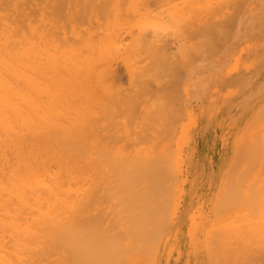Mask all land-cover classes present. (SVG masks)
Masks as SVG:
<instances>
[{"label":"bare ground","instance_id":"obj_1","mask_svg":"<svg viewBox=\"0 0 264 264\" xmlns=\"http://www.w3.org/2000/svg\"><path fill=\"white\" fill-rule=\"evenodd\" d=\"M92 1L0 0V264H44L45 259L51 264H124L123 248L130 242L141 239V233L159 238L170 226L169 185L184 154L187 173L200 174L208 192L220 195V206L234 210L236 227L224 240L234 237L235 263L264 264V90L245 106L237 102L235 119L229 99L221 107L201 109L190 124L180 125L179 134L171 126L147 136L152 146L125 156L122 147H109L102 133L108 88L100 65H106V54L95 57L94 52L104 46L106 34L85 36L80 30L85 25L75 19ZM105 1L99 0L100 10ZM250 1L228 3L240 8ZM218 2L224 6L227 1ZM140 3L145 20L151 8V15H158L165 1ZM218 5V12L229 7ZM192 8L206 17L211 11ZM37 10L39 22L31 19ZM63 14L69 18L63 20ZM119 91L113 94L119 97ZM205 147L211 149L205 159L209 165L200 169ZM183 216L177 218L179 227ZM221 245L184 246L187 263L221 261ZM66 247L69 253L60 252Z\"/></svg>","mask_w":264,"mask_h":264},{"label":"rangeland","instance_id":"obj_2","mask_svg":"<svg viewBox=\"0 0 264 264\" xmlns=\"http://www.w3.org/2000/svg\"><path fill=\"white\" fill-rule=\"evenodd\" d=\"M140 1L106 0V8L100 10L99 0H93L92 6L75 14V19L85 25L80 29L85 36L96 32L106 34L104 46L95 48L94 52L95 57L100 52L106 54V65H100L105 66V85L108 88L107 119L102 133L108 138H105V143L109 147H122L125 156L152 146L147 136L165 133L171 126L179 134L184 123L190 124L193 118L199 117L201 109L207 112L215 106H223V102L229 99L232 103L228 109L235 119L237 114L234 117L233 111L237 104L245 106L247 100L254 101L253 94L257 96L264 90V0H251L253 2L249 4L243 2L240 8L235 0L231 1L237 6H232L229 0L224 6L225 2H218L222 0H214L212 5L209 2L213 0H196L195 3L194 0H164L161 12L152 16L151 8L145 20L140 17ZM215 2L230 8L222 10L218 5L221 9L218 12ZM213 4L216 12L209 9ZM190 6L211 10L210 13L216 16L211 17L208 13L206 17L196 11L197 8H192V12ZM28 9L32 14V5ZM194 11L195 17L191 16ZM226 13L229 15L223 18ZM39 18V10L31 15L36 22ZM62 18L67 20L69 15L63 14ZM224 20L227 21L224 23ZM201 65L207 67L198 69ZM120 88L122 100L116 101L119 97L113 93ZM227 111H223V115ZM215 127L216 123L205 145L209 143ZM210 150L204 148L200 169L209 165L205 159ZM187 158L185 154L180 157V167H176L177 173L170 181L173 191L170 226L158 234L159 238L154 237L157 234L148 233H141L142 238L138 241L130 242L126 238L131 244L123 248L126 252L124 264H188L186 252L189 249L183 247L195 248V245L208 243H223L220 246L224 249L223 258L215 260V264H236L234 237L224 240L236 227L234 210L230 205L220 206V195L216 190L211 194L208 192L200 174L187 173L190 169ZM107 174L113 178L109 172ZM233 188L232 176L227 189L231 192ZM182 214L184 226L179 227L177 218ZM222 231L226 234L220 240L218 237ZM170 247L173 250L170 249L171 256L168 254ZM69 251L66 247L60 252ZM51 252L57 253L55 249ZM44 264L51 263L45 259Z\"/></svg>","mask_w":264,"mask_h":264}]
</instances>
